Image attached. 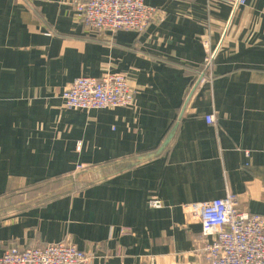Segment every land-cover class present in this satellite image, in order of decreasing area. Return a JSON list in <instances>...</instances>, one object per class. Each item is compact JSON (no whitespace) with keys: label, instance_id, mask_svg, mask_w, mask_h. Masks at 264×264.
I'll list each match as a JSON object with an SVG mask.
<instances>
[{"label":"crops","instance_id":"obj_1","mask_svg":"<svg viewBox=\"0 0 264 264\" xmlns=\"http://www.w3.org/2000/svg\"><path fill=\"white\" fill-rule=\"evenodd\" d=\"M78 1L0 0V257L70 240L91 264H208L194 204L230 192L264 215V0H145L164 20L115 35ZM205 41L214 76L192 97ZM105 72L133 107L64 106Z\"/></svg>","mask_w":264,"mask_h":264},{"label":"built area","instance_id":"obj_2","mask_svg":"<svg viewBox=\"0 0 264 264\" xmlns=\"http://www.w3.org/2000/svg\"><path fill=\"white\" fill-rule=\"evenodd\" d=\"M245 0H235L243 4ZM76 16L92 32L112 35L121 30L145 31L153 22H162L160 8L145 0H83L75 4ZM204 67L192 97L199 87L211 82L214 76L215 53L205 41ZM66 108L92 110L133 107L135 88L124 73L105 72L100 78L81 76L68 84L62 93ZM215 115H206L208 124ZM159 208V200H150ZM195 218L202 226L201 238L208 264H264V215L240 208L237 196L228 192L216 198L194 204ZM94 254L81 249L70 240L45 245L21 247L15 242L7 245L0 264H91Z\"/></svg>","mask_w":264,"mask_h":264},{"label":"rangeland","instance_id":"obj_3","mask_svg":"<svg viewBox=\"0 0 264 264\" xmlns=\"http://www.w3.org/2000/svg\"><path fill=\"white\" fill-rule=\"evenodd\" d=\"M87 182V181H86ZM58 184V185H57ZM62 184H66V180H62V183H48L47 185H45V189L43 190L45 193H50V195L55 194V192H58L59 188H57V186L62 185Z\"/></svg>","mask_w":264,"mask_h":264}]
</instances>
